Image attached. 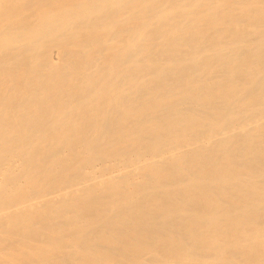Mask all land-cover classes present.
<instances>
[{
	"label": "bare ground",
	"instance_id": "6f19581e",
	"mask_svg": "<svg viewBox=\"0 0 264 264\" xmlns=\"http://www.w3.org/2000/svg\"><path fill=\"white\" fill-rule=\"evenodd\" d=\"M0 264H264V0H0Z\"/></svg>",
	"mask_w": 264,
	"mask_h": 264
}]
</instances>
